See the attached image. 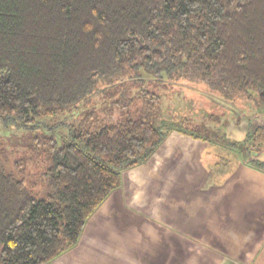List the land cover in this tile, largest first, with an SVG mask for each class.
<instances>
[{
	"label": "trees",
	"instance_id": "trees-1",
	"mask_svg": "<svg viewBox=\"0 0 264 264\" xmlns=\"http://www.w3.org/2000/svg\"><path fill=\"white\" fill-rule=\"evenodd\" d=\"M180 80L264 109V0H0V126L18 154L9 172L0 159V264L75 247L170 133L219 140L218 125L163 119L152 89ZM81 104L68 134L45 120ZM233 145L264 170V126Z\"/></svg>",
	"mask_w": 264,
	"mask_h": 264
},
{
	"label": "crops",
	"instance_id": "crops-1",
	"mask_svg": "<svg viewBox=\"0 0 264 264\" xmlns=\"http://www.w3.org/2000/svg\"><path fill=\"white\" fill-rule=\"evenodd\" d=\"M244 96L218 104L219 140L172 132L126 169L77 245L48 264H264V170L233 145L264 126V109ZM252 157L264 163V146Z\"/></svg>",
	"mask_w": 264,
	"mask_h": 264
},
{
	"label": "rangeland",
	"instance_id": "rangeland-1",
	"mask_svg": "<svg viewBox=\"0 0 264 264\" xmlns=\"http://www.w3.org/2000/svg\"><path fill=\"white\" fill-rule=\"evenodd\" d=\"M152 90L156 91L162 97L160 109L163 119L177 120L182 117H190L193 118L195 122L203 121L210 126L218 125L215 129H221L222 125L220 124L223 123V119L225 118L222 111L219 110L220 106L218 105H221V95L215 91L211 92L206 85L187 80H180L174 83L167 81L165 84L153 87ZM95 99L98 100V97ZM97 106L99 108L101 107V105ZM90 107L91 105L81 104L74 111L58 113L54 116L47 117L45 120L49 126L59 123V130L68 134L70 125L77 124L83 117L84 112ZM247 114H249V112ZM211 116L217 119L213 121V119L210 118ZM12 133H14L13 130H4L0 126V150L3 151H0V159L4 161L8 172L13 170L14 164L12 162L18 157V154L13 155L11 152V145L8 144L9 137ZM3 154L8 157L7 163Z\"/></svg>",
	"mask_w": 264,
	"mask_h": 264
}]
</instances>
